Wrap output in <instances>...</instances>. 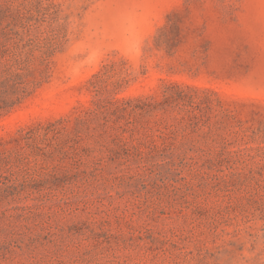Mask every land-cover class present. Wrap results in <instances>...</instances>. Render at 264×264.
Wrapping results in <instances>:
<instances>
[{
  "label": "rangeland",
  "instance_id": "1",
  "mask_svg": "<svg viewBox=\"0 0 264 264\" xmlns=\"http://www.w3.org/2000/svg\"><path fill=\"white\" fill-rule=\"evenodd\" d=\"M0 264H264V0H0Z\"/></svg>",
  "mask_w": 264,
  "mask_h": 264
}]
</instances>
